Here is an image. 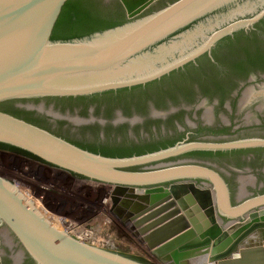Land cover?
<instances>
[{
	"label": "water",
	"instance_id": "95a60500",
	"mask_svg": "<svg viewBox=\"0 0 264 264\" xmlns=\"http://www.w3.org/2000/svg\"><path fill=\"white\" fill-rule=\"evenodd\" d=\"M65 1L0 0V103H27L22 108L1 104L0 142L112 185V193L121 196L113 198L120 203L118 216L123 215L134 236L144 234L140 242L153 249L159 260L192 264L199 255L208 254L210 264H264V209L259 208L264 205V179L258 187L252 166L231 158L209 160L229 179L232 199L222 176L203 165L124 169L189 148L248 147L264 145V140L196 142L139 157H105L67 141L90 147L96 141L88 126L76 124L85 115L66 103L31 100L89 95L155 81L209 52L220 37L264 17V8L257 11L252 5L255 0H121L127 22L82 38L50 40ZM229 4L235 7L228 13L214 14ZM246 12L255 14L225 26L218 20ZM231 168L241 171L239 187L232 181ZM196 178L214 185L215 204L210 191L192 181ZM168 182L169 186L162 185ZM194 198L204 209L200 219L195 215L198 207H188ZM167 204L169 208L163 210ZM0 225L35 264H144L71 236L30 195V189L1 176ZM257 232L259 238L254 236ZM202 245H211L210 250L196 251L195 256L189 251Z\"/></svg>",
	"mask_w": 264,
	"mask_h": 264
},
{
	"label": "flooded vegetation",
	"instance_id": "af4514ba",
	"mask_svg": "<svg viewBox=\"0 0 264 264\" xmlns=\"http://www.w3.org/2000/svg\"><path fill=\"white\" fill-rule=\"evenodd\" d=\"M88 1L113 12L122 9L125 13L121 0ZM252 5L259 11L264 8V1L255 0ZM233 7L235 4H229L214 14L228 13ZM254 14L246 12L244 16L218 20L221 26H225ZM202 20L207 26V21ZM206 31L208 33L209 29ZM31 100L66 103L74 111L85 115L76 124L88 126L96 141L91 147L67 141L105 157H139L196 142L264 140V17L220 37L209 52L155 81L89 95ZM6 102L15 108L27 104L25 100L1 103ZM23 120L30 122L26 118ZM31 123L63 138L48 126ZM21 157L29 160L25 156ZM224 158L252 166L256 185L264 179V145L260 144L233 148H189L175 155L124 169L203 165L222 176L232 199L234 193L229 179L209 162L212 159L222 162ZM230 171L232 181L239 187L237 174L241 171L234 168ZM192 181L212 190V196H215L211 183H202L203 180L199 178ZM169 184L162 185L167 187ZM0 264H35L4 225H0Z\"/></svg>",
	"mask_w": 264,
	"mask_h": 264
},
{
	"label": "rangeland",
	"instance_id": "374dc122",
	"mask_svg": "<svg viewBox=\"0 0 264 264\" xmlns=\"http://www.w3.org/2000/svg\"><path fill=\"white\" fill-rule=\"evenodd\" d=\"M0 176L30 189V195L71 236L144 264L169 263L154 256L153 249L141 243L118 216L120 203H114L112 185L2 147Z\"/></svg>",
	"mask_w": 264,
	"mask_h": 264
},
{
	"label": "trees",
	"instance_id": "16d2710c",
	"mask_svg": "<svg viewBox=\"0 0 264 264\" xmlns=\"http://www.w3.org/2000/svg\"><path fill=\"white\" fill-rule=\"evenodd\" d=\"M127 21L128 19L122 9L113 12L108 8L98 7L88 0H66L51 28L49 38L50 40L82 38L94 32L121 25ZM6 103H0V106ZM0 146L37 158L22 149L5 143L0 142Z\"/></svg>",
	"mask_w": 264,
	"mask_h": 264
},
{
	"label": "bare ground",
	"instance_id": "6f19581e",
	"mask_svg": "<svg viewBox=\"0 0 264 264\" xmlns=\"http://www.w3.org/2000/svg\"><path fill=\"white\" fill-rule=\"evenodd\" d=\"M206 189H208V188H206ZM209 191H210V195H211V199H212V202H213V204H215L216 203V200L215 199H213V197L215 198V196L213 195L212 196V193H213V191L212 190H210V189H208ZM214 194H215V189H214ZM115 197H118V199H121V196H117V195H114ZM188 201V200H187ZM194 202V203H193ZM193 202H188V207H190V208H192V206H195V207H198V210L195 212V215L196 216H198V219H200V215H202V214H204V209H203V207L199 204V202L194 198L193 199ZM168 206V208H169V205L167 204L165 207H164V209L163 210H167L166 209V207ZM260 209H264V205H262V206H260L259 207ZM252 210H254V209H252ZM122 214H121V218H122ZM248 216V213H246L245 214V217H247ZM52 217V216H51ZM53 218V217H52ZM54 219V218H53ZM55 220V219H54ZM218 220V222L219 223H221V220H219V218L217 219ZM56 221V220H55ZM136 229V228H135ZM137 230V229H136ZM84 235V234H83ZM144 234H142V235H140L139 236V238L141 237L142 238V236H143ZM255 236V238H259V234H258V232H257V234L256 235H254ZM78 239L80 238V237H77ZM85 238V237H84ZM82 241V240H81ZM196 240H194V242H195ZM198 247V246H197ZM197 247H193V248H189V251L192 253V254H194V256H195V253L194 252H196V251H205L206 253L210 250V247H211V245H202V246H200L199 248H197ZM198 249H200V250H198ZM189 251H188V249H186V252L187 253H189ZM187 259V258H186ZM162 261V260H161ZM253 261V260H252ZM163 262H166V261H163ZM167 262H169L168 264H170V263H173L174 264V262H173V260L172 259H170V260H168ZM192 264H210V261H209V257H208V254L207 255H205V256H203V257H200V255L192 262Z\"/></svg>",
	"mask_w": 264,
	"mask_h": 264
}]
</instances>
